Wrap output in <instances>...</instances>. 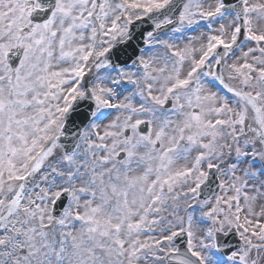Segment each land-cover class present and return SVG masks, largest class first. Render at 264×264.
I'll list each match as a JSON object with an SVG mask.
<instances>
[{
    "label": "snow or ice",
    "instance_id": "1",
    "mask_svg": "<svg viewBox=\"0 0 264 264\" xmlns=\"http://www.w3.org/2000/svg\"><path fill=\"white\" fill-rule=\"evenodd\" d=\"M0 264H264V0H0Z\"/></svg>",
    "mask_w": 264,
    "mask_h": 264
}]
</instances>
